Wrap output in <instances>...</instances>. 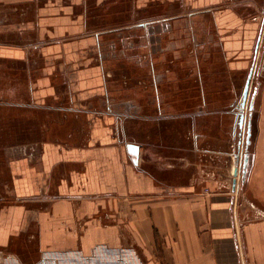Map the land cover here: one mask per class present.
Returning <instances> with one entry per match:
<instances>
[{
    "label": "crops",
    "instance_id": "crops-1",
    "mask_svg": "<svg viewBox=\"0 0 264 264\" xmlns=\"http://www.w3.org/2000/svg\"><path fill=\"white\" fill-rule=\"evenodd\" d=\"M176 7L211 17L229 57L253 35L255 57L264 0H0V264H264V206L197 156L146 153L106 86L115 41L131 59L137 23Z\"/></svg>",
    "mask_w": 264,
    "mask_h": 264
},
{
    "label": "rangeland",
    "instance_id": "rangeland-1",
    "mask_svg": "<svg viewBox=\"0 0 264 264\" xmlns=\"http://www.w3.org/2000/svg\"><path fill=\"white\" fill-rule=\"evenodd\" d=\"M257 12L251 11L256 27L264 16H256ZM161 14V18L147 20L153 21L151 25L139 26L142 30L135 35L137 47L133 52L138 61L128 58L119 40L115 41L118 61L105 65L114 71L110 77L115 79L106 83L109 92L117 97L122 111L130 108L128 113L135 114L125 117L126 135L136 138L146 153L158 159L165 154L183 153L188 159L197 156L201 174L209 167L216 184L224 182L228 189L235 180L231 167H236L235 202L264 206V196L254 197L250 189L251 184L255 187L254 181L262 183L252 180L258 172L255 154L264 160V21L255 57L253 35L247 46L242 45L235 57H229L208 15L190 18L181 15L178 8ZM107 39L110 43L118 38ZM240 109L244 114L241 129L237 126ZM248 122L250 135L246 143ZM0 192H4L2 180Z\"/></svg>",
    "mask_w": 264,
    "mask_h": 264
},
{
    "label": "water",
    "instance_id": "water-1",
    "mask_svg": "<svg viewBox=\"0 0 264 264\" xmlns=\"http://www.w3.org/2000/svg\"><path fill=\"white\" fill-rule=\"evenodd\" d=\"M153 21H145V22H140V23H137L138 26H148V25H151ZM258 46V42H257V45H256V48ZM257 50V49H256ZM251 75V72H249L248 74V78L246 79V82H245V85H244V88H243V92H242V101L240 103V105L243 107L245 105V101H246V96H247V91H248V87H249V77ZM252 103L250 102L249 104V108H251V105ZM243 121H244V114H243V109H240V114H239V117H238V121H237V126L239 129H241V127L243 126ZM247 137H246V143L249 142V135H250V131H249V122H248V126H247ZM126 148L128 150L129 153L132 154V161L134 163H136L137 161V156H138V149H139V146L137 144H134V143H127L126 144ZM247 164V154L245 153L244 154V159H243V166L245 167V165ZM234 172H236V167L234 169ZM235 183V180H233V184Z\"/></svg>",
    "mask_w": 264,
    "mask_h": 264
},
{
    "label": "bare ground",
    "instance_id": "bare-ground-1",
    "mask_svg": "<svg viewBox=\"0 0 264 264\" xmlns=\"http://www.w3.org/2000/svg\"><path fill=\"white\" fill-rule=\"evenodd\" d=\"M234 169H235V167L232 166V167H231V174H232V175L234 176V178H235V183L232 184L234 187L232 186V189L234 188V190H235L236 187H237V186H236V177H237V175H236L237 173H236V172H237V170H236V172H234ZM236 169H237V168H236Z\"/></svg>",
    "mask_w": 264,
    "mask_h": 264
},
{
    "label": "flooded vegetation",
    "instance_id": "flooded-vegetation-1",
    "mask_svg": "<svg viewBox=\"0 0 264 264\" xmlns=\"http://www.w3.org/2000/svg\"><path fill=\"white\" fill-rule=\"evenodd\" d=\"M149 45H151L150 44V40H149ZM131 61H133V62H136V61H138V60H135V58H134V54L131 56V59H130ZM147 62V61H146Z\"/></svg>",
    "mask_w": 264,
    "mask_h": 264
},
{
    "label": "built area",
    "instance_id": "built-area-1",
    "mask_svg": "<svg viewBox=\"0 0 264 264\" xmlns=\"http://www.w3.org/2000/svg\"><path fill=\"white\" fill-rule=\"evenodd\" d=\"M2 257H1V253H0V261H1Z\"/></svg>",
    "mask_w": 264,
    "mask_h": 264
}]
</instances>
